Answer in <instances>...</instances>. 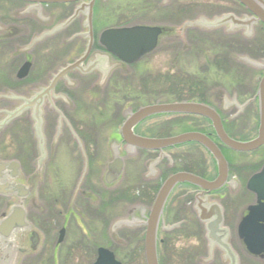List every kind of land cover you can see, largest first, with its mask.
Returning a JSON list of instances; mask_svg holds the SVG:
<instances>
[{"label": "flooded vegetation", "instance_id": "1", "mask_svg": "<svg viewBox=\"0 0 264 264\" xmlns=\"http://www.w3.org/2000/svg\"><path fill=\"white\" fill-rule=\"evenodd\" d=\"M231 1L243 12V14L235 15L236 17H250L242 7L233 0ZM89 4V1H85L65 5H36L19 0H0V43L9 45L13 49V53H25L23 62L15 73V83L24 86L32 78L37 86L35 96L33 95L27 103L29 110L25 112V117L33 122L34 108L38 104L41 105L40 131L38 132L35 125L22 128V130H28V133L30 130L34 132L35 139L34 136H30V139L33 138L36 143L35 149L37 151L38 145L40 153L41 150L43 153L47 151L45 141L47 139L44 133H49V139L51 138V144L55 150L61 147L65 149L81 145L86 147L90 155L87 156V152H83L84 154L80 153V157L77 159L81 158L83 169L78 175L74 189H67L69 183L73 182L76 176L71 167L72 164L59 161V165L69 168L67 173L69 180L63 185L59 184V173L55 175L54 178L59 188L53 192V195L39 196L37 189L22 191L24 197L19 202L24 213V221L28 226H25L26 228L19 235L21 244L24 245L27 252L20 257L17 264H83L84 261L96 264L102 250L111 253L117 264H127L126 262L146 264L144 243L147 224L163 182L180 173L209 183L220 179L221 169L216 159L197 143L176 144L161 152L129 148L121 134L122 125L140 107L125 113L126 116L123 117L121 124L106 125L101 128L103 130L101 133L99 132V137L101 138L105 134L106 138H103L106 141V150L108 153L109 148L111 150V158L104 163L103 157H100L97 152L92 159L90 151L92 147L91 127L80 129L72 125L63 126L62 120L63 118L66 120L67 115L71 116L72 113L75 115L76 110L78 114L81 110L85 113L90 111V102L95 105L99 101L96 106H103V110H105V106L113 100L120 89V85L116 83L118 78H114V76H118L117 72L122 73L124 67L132 66L120 64L117 58L108 53L100 43V36L107 29L126 28L133 25H121L98 31L95 21V17L98 16L96 12L98 11L101 15L104 5L101 6L99 0H94L89 19L87 17ZM76 10L78 11L76 19L64 28H59L73 16ZM70 11L71 14L67 17L54 22L57 16ZM255 27H260L264 31V27L260 24ZM33 49L46 51L45 56L50 58L46 68L35 70L33 60L29 56ZM110 61L118 64L115 65L117 68L112 70L113 65ZM21 70L25 76L19 78ZM261 74L262 77L264 71ZM260 78L257 79L258 85ZM120 81L122 82L121 79ZM258 85L252 96L247 97L244 101H240L237 96H232L231 101L226 102V99L222 97L223 94L216 91L213 97L216 104L222 102L221 107L212 106L202 100L186 99L181 101L197 102L212 108L228 138L247 142L256 138L257 132L254 138L241 141L237 140L241 138L233 137L228 129L235 127L233 119L237 115L245 113L252 103L256 104ZM249 101L251 103L246 105ZM77 103L84 104L82 109H77ZM156 103L161 102L149 105ZM46 111L53 116V123L49 127L44 125L43 120ZM167 117H170L168 119L170 126L173 123L171 117H176L180 118L178 120L180 124L190 125L191 128L184 129L179 134L162 138L170 139L185 134H199L206 137L218 149L223 158L224 170L222 171H224L225 178L222 185L216 190H207L188 182L177 183L172 188L156 224L157 264H171L174 258L171 251L174 247L173 244L179 237H189L196 232L199 242H201L199 233L202 235L205 256L197 251L184 253L182 254L184 262L191 261L194 264H264V251L253 254L247 244L253 240L248 232L253 228L252 217L254 215L250 209L256 204V196L248 190L247 186L250 178L261 170L264 163L246 180H244L246 171L253 165L252 163L240 164L242 156L263 150L264 144L251 152H235L221 143L211 120L189 115H167ZM153 118L156 117L147 118L133 127L132 134L136 137L155 138L139 132L140 127ZM47 128L48 132H46ZM13 142L14 139L10 144L12 148ZM189 146L199 148L205 155L191 158L190 153L183 152ZM98 149L100 148L98 147ZM112 150L117 151L123 159V169L121 176L114 184H107L105 177L108 173L109 162L113 159ZM27 152L28 149H25L23 158H21V152L18 153L19 156H16L13 150H10L11 155H15V157L6 161L17 162L19 176L16 182L30 188L27 183L33 173L29 172L28 167L32 165L33 160H31V154L26 155ZM132 160H142L145 169L142 180L153 177V175L155 178H159L161 175H165V177L160 184L150 188L136 189L125 193L121 191L123 194L116 190L110 205L106 199L107 196L105 197L103 194L111 193L110 189L118 186L120 180L125 176V166ZM233 162L236 166L233 165ZM92 165L95 166V171L100 166L103 170L100 173V178L106 188L104 192L81 188L84 186L83 181L90 178L88 175L92 174L89 169ZM8 178L13 180L9 176ZM46 198H50V205H47ZM0 199L5 201L3 210H0L1 218L2 215L11 213L16 200L13 195L7 198L0 197ZM124 203L128 205H124ZM248 217L249 220H247ZM256 225L260 228L257 231L263 234L264 222ZM240 234L249 237L241 238ZM35 238L36 244L33 249L32 242ZM234 242L238 244L240 254L235 250L237 246ZM132 244L136 245V249L131 253L121 256L117 254L118 250L123 252L126 246L128 248ZM203 257L205 262L201 260Z\"/></svg>", "mask_w": 264, "mask_h": 264}, {"label": "rangeland", "instance_id": "2", "mask_svg": "<svg viewBox=\"0 0 264 264\" xmlns=\"http://www.w3.org/2000/svg\"><path fill=\"white\" fill-rule=\"evenodd\" d=\"M99 2L101 6H104L101 15L98 11L96 12L98 16L95 17V21L98 31L121 25H148L172 28L176 33L164 35L153 53L144 57L134 66L124 67L122 73L117 72L118 76H114V78H118L116 83L120 85V89L113 100L105 106L106 111L103 110V106H96L99 101L95 105L90 102V111L85 113L81 110L78 114L76 110L75 115L73 113L71 116L67 115L66 120L63 118V126L72 125L80 129L91 127L92 147L90 151L92 159H94L96 152L100 157H103V163L111 158L110 148L108 153L105 147L104 138L106 136L105 134L104 136L100 135V138L99 132L101 133L103 130L101 128L106 125L121 124L123 117L126 116L125 113L131 110L155 102L173 103L186 99L202 100L212 106L221 107L222 102L216 104L213 97L216 91L223 94L222 97L226 99V102H230L232 96H237L240 101H244L256 91L257 79L261 77L264 70V31L260 27L254 25L248 36L245 30H231L229 24L215 29L187 27L180 31V28L187 21L193 22L198 19L211 21L216 16L226 13L243 14L242 10L231 0H99ZM69 14L71 11L57 16L54 22L62 20ZM43 49H33L29 54L36 71L46 68L48 60H50L49 57L45 56L46 51ZM12 51L13 49L9 45L0 43V121L5 118L6 112L17 109L22 104V99H31L37 91V86L32 78L24 86L15 83L14 76L23 62L25 53L19 54V52L13 53ZM248 61L258 66H252ZM110 62L113 65L112 70L117 68L115 65L118 64L113 61ZM38 87L40 86L38 85ZM83 105L77 103L76 107L82 109ZM248 107L245 113L239 114L233 119L235 127L228 129L233 137L241 138L237 140L244 141L243 139H252L256 136L257 104L252 103ZM25 116L26 114L23 112L0 130V161L5 162L15 155L19 156V152L22 153L20 155L23 158V151L28 149L26 155L31 154V160H33L32 165L28 167L29 172L33 173V176L28 180V185L36 188L39 196H51L59 188L58 183L63 185L68 182L69 168L58 164L59 161H66L67 164H72L71 167L76 175L67 189H74L78 175L83 169L81 158L77 159L80 157V153L83 155V152H87L86 147L77 145L78 147L71 146L65 149L61 147L55 150L51 144V138L49 139V133H44L47 139L45 140L47 151L43 153L45 159L41 163V167L38 168V160L41 157L40 148L38 150L37 145L36 151V143H34L33 138L30 139V136H34L35 139V134L30 129V133L28 130H22V128L34 125V122L29 121ZM168 119L170 117L167 116L153 118L141 126L139 132L149 137L162 138L179 134L184 129L191 128L190 125L180 124L178 121L180 118L177 119L176 117H171L173 123L170 126ZM43 120L44 125L49 127L53 123V116L46 111ZM46 132H48V128ZM13 139L12 148L10 144ZM76 140L78 141L77 136ZM187 148L183 152L190 153L191 158L205 155L194 146ZM10 150H13L14 156L11 155ZM113 152L114 150H112V156ZM87 156H90L88 152ZM240 159V164L252 163L253 165L251 169L246 171L244 179L246 180L251 174L257 172L264 163V149L248 156H242ZM45 160H47L46 163ZM141 161L132 160L127 164L125 176L120 180L118 186L110 189L111 193L105 192L103 194L105 197L107 196L106 199L110 205L116 190L125 193L126 191L150 188L162 182L165 175H161V178H155L153 175V177L142 180L145 169ZM233 165L236 166L234 162ZM89 169L92 174L88 173L90 178L83 181L84 186L81 188L106 191L100 178V173L103 171L101 166L96 171L94 165ZM37 171H39L38 175ZM58 173L59 180L57 183L54 177ZM46 202L47 205H50V198H46ZM4 203V199H0V210H3ZM124 205L128 204L124 203ZM199 236L201 242L198 240L197 232L189 235V237H179L171 249L174 257L171 264H194L191 261H183L182 254L184 253L197 251V253L205 256L203 254L205 253L203 238L200 233ZM234 243L237 246L235 250L239 253L238 244ZM135 249L136 245L132 244L128 248L126 246L123 252L118 250L117 254L121 256L131 253ZM201 260L205 262L204 257ZM83 264H90V261H84Z\"/></svg>", "mask_w": 264, "mask_h": 264}, {"label": "water", "instance_id": "3", "mask_svg": "<svg viewBox=\"0 0 264 264\" xmlns=\"http://www.w3.org/2000/svg\"><path fill=\"white\" fill-rule=\"evenodd\" d=\"M28 1L38 4H66L79 2L84 0H20ZM94 0H91L90 6ZM242 7H244L252 17L250 19L239 20L232 15H223L219 18H213L211 21L205 19H198L193 22H187L180 29L189 28H206L215 29L226 24L230 25V29H237L240 27H250L253 24L261 23L264 25V1L263 0H235ZM89 6V7H90ZM75 15L67 22L70 23ZM90 17V12L88 13ZM90 19V18H89ZM162 33V29L158 27H145L134 26L131 28L123 29H111L105 31L100 38V43L106 48V50L116 56L121 62L126 64H132L137 62L146 54L152 52L158 43V38ZM252 66H258L249 62ZM24 69V68H23ZM25 74L22 70L19 73V78L24 77ZM258 102V131L257 137L250 142H236L229 139L219 122L217 115L210 108L195 104V103H176V104H156L144 108H140L134 114H132L122 125L121 134L124 141L131 148H138L147 151H161L167 147L186 143L196 142L203 146L217 161L221 172L220 179L208 183L194 178L188 174H176L169 177L160 188L155 202L151 210V218L147 224L144 252L146 264H157L156 259V224L162 214L165 201L177 183H191L207 190L218 189L224 181V162L221 154L217 148L204 136L199 134H185L171 139H145L139 138L132 134V128L139 124L145 118L161 114H187L205 117L212 121L213 127L216 131L221 143L229 147L236 152H250L264 144V76L259 81L257 91ZM28 107V104H26ZM37 110V107H36ZM23 108L20 107L12 112H6L5 118L0 121V130L6 127L12 120L16 119ZM35 119L38 121L37 111ZM36 124L39 125V122ZM41 162V160H40ZM39 162V164H40ZM122 162L118 157L114 158V161L108 165V173L105 177L107 184L115 182L122 172ZM10 172V174H9ZM39 171H37V175ZM18 165L14 162L2 163L0 162V196L9 197L13 195L16 202L13 205V210L8 215H2L0 218V264H17L20 257L27 252L24 245L21 244V237L19 233L22 232L25 226H28L24 221V213L21 208L20 199L24 197L22 191H26L30 188H26L23 185L16 182L18 179ZM8 176L13 179L10 180ZM248 190L256 196V206H253L250 210L253 213L252 225L253 228L248 233L252 236V241L249 243V250L253 254L261 253L264 251V233L257 231V223L264 222V166L261 171L251 177L247 186ZM22 194H21V193ZM249 220V217L247 218ZM246 220V221H247ZM241 238H248V235L240 234ZM32 248H35L36 238L32 242ZM102 255V256H101ZM117 264L112 257V254L107 251H100V258L96 264Z\"/></svg>", "mask_w": 264, "mask_h": 264}]
</instances>
